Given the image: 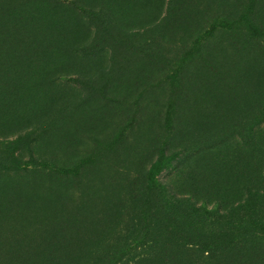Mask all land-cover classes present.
Returning <instances> with one entry per match:
<instances>
[{"label":"rangeland","instance_id":"rangeland-1","mask_svg":"<svg viewBox=\"0 0 264 264\" xmlns=\"http://www.w3.org/2000/svg\"><path fill=\"white\" fill-rule=\"evenodd\" d=\"M0 264H264V0H0Z\"/></svg>","mask_w":264,"mask_h":264},{"label":"trees","instance_id":"trees-1","mask_svg":"<svg viewBox=\"0 0 264 264\" xmlns=\"http://www.w3.org/2000/svg\"><path fill=\"white\" fill-rule=\"evenodd\" d=\"M75 6L77 8H79L80 10L85 11L82 7L77 6L76 4H75ZM250 10H251V8L248 11H250ZM220 26L221 27H225L226 25L221 23ZM212 31H213V28H211L208 31H206L201 37H198L196 39L194 45L197 46L199 44V41H200L201 38L209 37L212 34ZM162 145L166 146L167 143L164 142V143H162ZM89 162H91L90 159H82V160H80L78 163H76L71 168L62 167V166L60 167V166H57V165L50 166V165L45 164V163H43L41 165H42L43 169L54 171L57 174L62 175V176L78 177L79 174H80L81 169L84 168L85 165H87ZM165 162H166V160H165V157L163 155V150H161L159 159L150 168V172H149V174H150V177H149L150 183H152L151 180H153V176L156 175L157 173H159V170H161L163 168V165L165 164Z\"/></svg>","mask_w":264,"mask_h":264}]
</instances>
